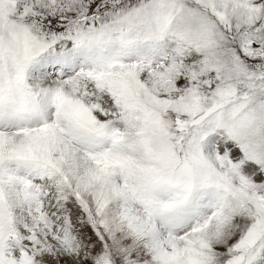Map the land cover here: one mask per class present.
Here are the masks:
<instances>
[{"label":"snow or ice","instance_id":"snow-or-ice-1","mask_svg":"<svg viewBox=\"0 0 264 264\" xmlns=\"http://www.w3.org/2000/svg\"><path fill=\"white\" fill-rule=\"evenodd\" d=\"M0 264H264V0H0Z\"/></svg>","mask_w":264,"mask_h":264}]
</instances>
